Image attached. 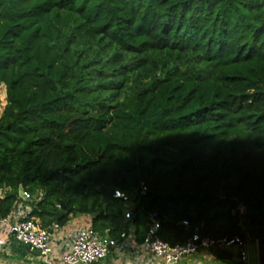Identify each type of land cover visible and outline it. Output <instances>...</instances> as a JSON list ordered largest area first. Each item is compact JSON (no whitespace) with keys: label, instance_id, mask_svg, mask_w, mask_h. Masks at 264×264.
<instances>
[{"label":"trees","instance_id":"trees-1","mask_svg":"<svg viewBox=\"0 0 264 264\" xmlns=\"http://www.w3.org/2000/svg\"><path fill=\"white\" fill-rule=\"evenodd\" d=\"M2 84L0 217L264 239V0H0Z\"/></svg>","mask_w":264,"mask_h":264},{"label":"built area","instance_id":"built-area-1","mask_svg":"<svg viewBox=\"0 0 264 264\" xmlns=\"http://www.w3.org/2000/svg\"><path fill=\"white\" fill-rule=\"evenodd\" d=\"M140 186L141 192L146 193L147 185L141 182ZM0 192L4 196L5 191ZM20 196L23 200L33 199L31 193L24 189ZM113 197L129 200V195L121 190H114ZM23 204L22 200L19 201L7 217H0V229L3 228L19 244L33 249L43 264H102L108 257L124 256L127 253L142 255L139 264H209L203 260V250L234 244L240 246L243 262L247 264L250 256L249 245L243 244L238 237L210 238L202 236L197 230L184 243L170 244L158 235L160 222L156 212L148 216V231L141 243L135 240L133 230L123 231L118 239L103 237L89 225L76 229L67 248L57 252L51 231L59 226L55 223L51 230L42 227L39 218L29 216L32 206ZM126 215L130 217L129 213ZM183 224L188 227L187 221Z\"/></svg>","mask_w":264,"mask_h":264},{"label":"crops","instance_id":"crops-1","mask_svg":"<svg viewBox=\"0 0 264 264\" xmlns=\"http://www.w3.org/2000/svg\"><path fill=\"white\" fill-rule=\"evenodd\" d=\"M25 203L23 205H27ZM91 225V216L89 215H79L69 222L66 227L55 229L51 231L52 239L54 241L55 250L57 252H61L62 248H67L68 244L72 241V235L76 231V229ZM78 227V228H77ZM132 228L136 229V226H132ZM134 229V230H135ZM56 242V246H55ZM56 253V252H55ZM127 260L123 262L125 264H139L140 259H142V255H137L133 253H127L124 255ZM211 262L214 261V257L210 255L209 251L203 257ZM202 260V257H201ZM58 262V261H57ZM60 262H58L59 264ZM0 264H43L36 256V252L33 249L26 248L23 245H20L16 242L10 234L4 232V229H0ZM118 264H122L121 262ZM211 264V263H209ZM213 264H220L214 262Z\"/></svg>","mask_w":264,"mask_h":264},{"label":"water","instance_id":"water-1","mask_svg":"<svg viewBox=\"0 0 264 264\" xmlns=\"http://www.w3.org/2000/svg\"><path fill=\"white\" fill-rule=\"evenodd\" d=\"M97 189L101 193L102 200L104 203H108L112 199L113 194H114L113 188L101 185ZM19 192L22 195L23 193L22 187H20ZM65 212H66V206L63 205L61 210L57 212V216H56L57 225H58L60 217L64 215ZM193 231H194L193 228L189 229L190 234H192ZM257 247H258L259 264H264V239L257 241ZM217 250H218V257L221 260H231L236 263H239L242 261V254L240 251V246L238 244L227 245L225 247H217Z\"/></svg>","mask_w":264,"mask_h":264},{"label":"rangeland","instance_id":"rangeland-1","mask_svg":"<svg viewBox=\"0 0 264 264\" xmlns=\"http://www.w3.org/2000/svg\"><path fill=\"white\" fill-rule=\"evenodd\" d=\"M6 87L4 84L0 85V117L4 111V107L7 103V99H6ZM78 228V227H77ZM249 248H250V256L248 259V263L247 264H259V257H258V247H257V242L254 243H249ZM208 251L203 250L201 252V255H203V257L207 254ZM127 260V258L125 256H111L109 260H105L104 263L102 264H118V263H122L125 264L123 261ZM203 260H205V262L207 263H211L213 264L214 262L216 263H220V264H232L231 261H227V260H219V259H214L213 262H211V260L208 261V259L203 258ZM227 261V262H226Z\"/></svg>","mask_w":264,"mask_h":264}]
</instances>
